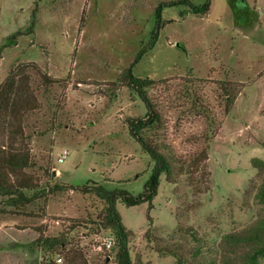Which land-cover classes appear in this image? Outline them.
Masks as SVG:
<instances>
[{
    "label": "rangeland",
    "instance_id": "obj_1",
    "mask_svg": "<svg viewBox=\"0 0 264 264\" xmlns=\"http://www.w3.org/2000/svg\"><path fill=\"white\" fill-rule=\"evenodd\" d=\"M169 1L0 0V87L11 74L36 100L21 120L31 165L8 175L29 181L32 201L14 208L0 196V264H115L116 240L97 226L104 203L50 189L96 182L142 192L153 162L128 134L146 110L126 71ZM162 21L132 72L152 81L159 121L142 136L171 170L151 210L116 205L131 263L248 264L258 245L244 237L264 220V171L253 165L264 163V0H211L204 15L167 8ZM2 127L6 155L20 144ZM58 236L64 250L42 252L38 242Z\"/></svg>",
    "mask_w": 264,
    "mask_h": 264
},
{
    "label": "trees",
    "instance_id": "obj_2",
    "mask_svg": "<svg viewBox=\"0 0 264 264\" xmlns=\"http://www.w3.org/2000/svg\"><path fill=\"white\" fill-rule=\"evenodd\" d=\"M185 6L189 13L193 15L207 14L211 0H204L201 4H193L189 0H177L163 2L158 5L155 11V26L152 31L148 48H142L135 56L131 66L126 71V86L133 91L146 110L145 117L139 119H131L128 121V134L132 140L138 143L141 149L150 157L153 162L150 175L143 186V190L138 195H132L126 190L115 188L108 190L99 183L89 182L81 187H72L69 185H54L50 192H59L73 190L78 191L82 195H92L104 203L103 213L99 217L97 226L101 229L111 230L116 240V256L115 264H132L129 253V233L124 227L121 216L116 205L121 203L125 207H134L146 203L148 209H152V202L157 195L162 174L169 175L171 166L167 159L156 151L149 143L145 141L142 133L158 123L159 115L154 110L149 100L146 89L152 81L150 79H140L133 75L132 68L141 60L147 51L156 43L159 32L163 28L162 11L167 8H175ZM36 10L32 12L31 20L35 18ZM14 36L7 38V42L14 44ZM36 100L29 92L27 85H20L13 75H9L5 83L0 87V119L2 121V130L10 134V139H14V144H20L18 149H12L6 155L0 154V196L7 197V205L16 207L18 205H26L32 201L25 195L24 190L30 189L31 184L26 179H16L12 182L8 180V175H18L23 169L31 165L28 151L23 146L24 133L21 127V120L28 111L34 110ZM5 125L7 126L5 128ZM253 165L261 171H264V163L259 160H253ZM8 173V174H7ZM259 197L264 199V188L259 192ZM96 225V224H95ZM231 238L239 240L238 237ZM245 240L253 241L258 248L248 258V264H257L258 259L264 256V220L260 221L256 226L246 232ZM42 252L51 251L58 252L64 250L68 245L65 238L58 236L55 238H45L38 242ZM72 260H68L71 264ZM178 263L181 264L178 260ZM41 264L44 263L42 258ZM51 264V263H50Z\"/></svg>",
    "mask_w": 264,
    "mask_h": 264
},
{
    "label": "built area",
    "instance_id": "obj_3",
    "mask_svg": "<svg viewBox=\"0 0 264 264\" xmlns=\"http://www.w3.org/2000/svg\"><path fill=\"white\" fill-rule=\"evenodd\" d=\"M68 155L67 151H63V153L61 154V156L57 159L58 163H62L64 161V159L66 158V156ZM107 246H110V243L107 244ZM58 262H61V259H58Z\"/></svg>",
    "mask_w": 264,
    "mask_h": 264
}]
</instances>
